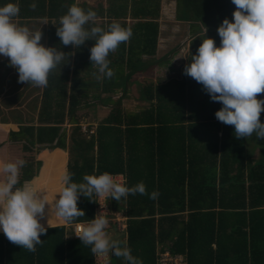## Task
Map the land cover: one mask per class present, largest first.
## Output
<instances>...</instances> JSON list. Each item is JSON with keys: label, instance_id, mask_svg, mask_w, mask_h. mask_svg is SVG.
Masks as SVG:
<instances>
[{"label": "trees", "instance_id": "trees-1", "mask_svg": "<svg viewBox=\"0 0 264 264\" xmlns=\"http://www.w3.org/2000/svg\"><path fill=\"white\" fill-rule=\"evenodd\" d=\"M129 2L109 0L105 11L102 6L76 0H0V7L8 3L19 6L20 13L13 21L21 27L47 20V47L67 54L50 73L40 99L35 100V109L38 103L42 105L37 117L15 113L22 94L16 98L7 96L6 89L0 93L6 97L5 108L0 101V159L25 161L18 187L37 176L42 161L36 154L51 158L55 151L68 152L65 172L72 174L75 183H82L85 175L105 172L123 177L128 187L143 182L146 195L137 193L119 200L108 197V212L103 214L110 222L124 218L122 234L127 236L119 245L130 248L142 264H160L166 252L172 258L182 256L185 264H264V139L255 134L237 139L233 126L216 119L222 104L211 101L203 86L186 76L184 69L180 78L144 86L141 99L149 103L146 110L126 111L123 97L129 85L138 84L133 76L153 65H145L142 56L157 54L160 36V0H133L132 24L125 21ZM73 5L95 11L96 26L106 29L119 22L131 29L130 40L108 57L112 78L97 80L94 75L97 69L90 63L94 41L80 49L60 44L56 28ZM235 10L231 0H177V19L190 23L195 36L186 64L205 39L204 27L206 38L220 45L217 28L225 18L232 20ZM99 19L105 23L99 24ZM3 62L9 78L18 73L9 59ZM83 71L85 78L81 77ZM92 91L96 98L107 95L99 99L103 105L113 103L119 93L123 99L115 101L94 134L86 136L77 113L83 108L82 99ZM257 98L264 99V94ZM260 120L264 123V112ZM68 121L73 126L70 135L64 127ZM153 192L158 193L155 199L150 198ZM58 194L54 193V201ZM51 197L45 193L48 204ZM99 197L81 196L78 208L85 216L67 224L88 223L101 215ZM45 211L50 213L41 223L61 221L54 211ZM109 224L117 229L115 223ZM70 230L66 225L48 226L35 252L11 243L0 232V264H127L112 255L101 262L100 255L75 239ZM105 230L110 233V227Z\"/></svg>", "mask_w": 264, "mask_h": 264}, {"label": "clouds", "instance_id": "clouds-1", "mask_svg": "<svg viewBox=\"0 0 264 264\" xmlns=\"http://www.w3.org/2000/svg\"><path fill=\"white\" fill-rule=\"evenodd\" d=\"M231 2L236 6L232 20L225 18L217 28L220 45L216 46L214 39L206 38L207 28L204 27L205 39L201 40L196 54L191 55L192 60L186 64L184 74L201 84L211 101L222 104L215 113L216 119L233 126L237 139L253 134L257 139H264V123L260 120L264 99L257 98L259 94H264V0ZM32 7L35 8L36 4L33 3ZM19 13L20 8L15 3L0 7V57L9 59V65L18 72L20 83L45 88L50 73L62 64L67 54L56 47H45L41 43V30L33 33L29 28L15 24L13 20ZM96 20L95 11H85L73 5L60 17L56 35L63 48L71 46L80 49L86 42L94 41L90 48V63L97 69L94 75L97 80L110 79L114 71L109 67L108 57L122 43L128 42L133 33L119 22H113L105 29L96 26ZM24 164L23 160L0 161V232L11 243L35 252L36 246L43 242L41 236L47 233L49 219L47 227L41 221L45 218L46 207L50 205L45 194L33 188L30 182L17 186ZM118 177L108 172L85 175L83 182L78 184L66 171L62 176V190L55 199L54 215L65 223L85 216V212L78 208L81 196H103L102 202L99 197L100 211L103 205V214L106 215L108 197L119 200L137 193L147 194L143 182L128 187L119 183ZM157 196L158 193L153 192L150 198ZM104 215L97 214L84 223L87 225L77 236L82 244L91 246L96 255H112L122 257L127 264H142L131 254L130 248L121 247L106 232L109 221ZM119 220L124 225L122 216ZM73 225L66 226L73 232Z\"/></svg>", "mask_w": 264, "mask_h": 264}, {"label": "rangeland", "instance_id": "rangeland-1", "mask_svg": "<svg viewBox=\"0 0 264 264\" xmlns=\"http://www.w3.org/2000/svg\"><path fill=\"white\" fill-rule=\"evenodd\" d=\"M77 3H87L90 6H102L106 11L109 7V0H76ZM133 0L129 2V14L127 16L128 24H132L133 21L130 19V14L132 10ZM159 23H160V36L158 42L157 54L154 57L142 56V60L146 64H153L144 69L143 73H138L133 76V80L138 81V84H132L128 87L127 95L122 96L121 93L113 97V101H118L123 99V107L128 113H140L149 107V103L144 102L141 99L142 89L145 85L150 83H167L170 79L180 78L183 69L186 66L188 55L190 53V43L194 39L193 33H191L190 23H185L178 21L177 19V0H160V13H159ZM18 26H21L19 22L13 21ZM99 24L105 23L104 21L98 20ZM48 26L47 20H35L30 21L28 24L22 27L29 28L33 33L41 30L42 40L41 43L47 47V36L46 29ZM165 58L164 63H158V61ZM8 58L0 57V93L6 89L9 91L7 96L20 97L21 94L24 96L20 99V103L16 106L15 113L22 114L26 117L31 115L38 116L42 109V105L38 103L35 109V100L40 99L43 88L33 86L32 84L20 83L18 73H14L12 78H9L5 73L7 72V66L4 65L3 61H7ZM81 77H86V71L81 73ZM31 90V91H29ZM96 93L92 91L88 97L82 99V110L77 113V117L80 120V125L82 127V133L86 136L92 135V131H96V126L100 120L105 119L114 107V102L110 103L108 106H104L98 98H93ZM107 97L105 94H101L100 98ZM123 97V98H122ZM4 99L6 97L1 96L0 101L1 106L5 108ZM93 106V107H87ZM92 108V109H91ZM35 109V110H34ZM96 110L97 112H94ZM89 112V113H88ZM99 112V113H98ZM88 114V115H87ZM98 114V115H96ZM87 115V116H86ZM36 126L38 122L35 121ZM67 128V134L70 135L73 126L69 121L64 125ZM253 147V145H252ZM101 202L103 201V196L100 197ZM48 212L45 211V215ZM50 213V212H49ZM48 213V214H49ZM105 213V209L101 210V215ZM109 223H115L120 231L124 230L123 222L120 224V220L117 222L116 219L110 222L111 219L108 218ZM108 228L112 229L111 225L108 224ZM115 230V229H114ZM116 231V230H115ZM112 233L115 235L114 231ZM110 234V233H109ZM116 234H119L116 231ZM106 259V256H105ZM170 264H181L180 257L167 258ZM185 264V263H184Z\"/></svg>", "mask_w": 264, "mask_h": 264}, {"label": "crops", "instance_id": "crops-1", "mask_svg": "<svg viewBox=\"0 0 264 264\" xmlns=\"http://www.w3.org/2000/svg\"><path fill=\"white\" fill-rule=\"evenodd\" d=\"M92 97L95 98L94 96H92ZM99 99L100 98H98V101H99ZM108 105H104V106H108ZM89 107H93V106H89ZM89 107H87V108H89ZM94 112H97V111L94 110ZM96 115H98V114H96ZM9 126H13L14 128L18 127L16 125H9ZM55 152L56 153L52 152L53 155L51 158L49 156H41V155L38 156V154H36V159L42 161V166H41L37 176H35V179L33 181H30L31 186L33 188L37 189L39 192H42L44 194L48 193V194L52 195V197H51L52 199H50L51 203L49 204L50 206H52L51 211H55V208H54L55 201L53 199L54 193L58 194L62 190V187H63L62 176L65 173L66 165L68 162V152H66V153H64L62 151H55ZM18 155H20V154L18 153ZM0 161L5 162L4 160H1V159H0ZM56 189H57V191H56ZM44 190H45V192H43ZM46 209H47V211H50L49 207H46ZM52 216L54 217V215H52ZM59 225H67V223H65L61 220V221H58L57 223L48 224V226H59ZM45 226H47V224H45ZM116 231H118L119 234H116ZM116 231L114 230V233H115V235H114L115 239L114 240H116L118 243L125 240V239H118L119 237L122 236V231H120L118 228L116 229ZM164 254L170 255L169 252H166ZM164 254H162V255H164ZM100 257H101L100 258L101 262L105 260V256H100ZM108 257L109 256H106V260L108 259ZM178 257L182 258V262L184 264V258L182 256H178Z\"/></svg>", "mask_w": 264, "mask_h": 264}, {"label": "built area", "instance_id": "built-area-1", "mask_svg": "<svg viewBox=\"0 0 264 264\" xmlns=\"http://www.w3.org/2000/svg\"><path fill=\"white\" fill-rule=\"evenodd\" d=\"M117 181L119 183H125V180H124L123 177H118L117 178ZM101 204H103V203H101ZM101 209H105L103 205H101ZM86 225L87 224H84V223H80V224L73 225V236H74L75 239H79L77 236L80 234L82 228L84 226H86ZM169 257H171L169 254L162 255L161 256V263L160 264H170V263H168V259H167ZM181 264H183L182 259H181Z\"/></svg>", "mask_w": 264, "mask_h": 264}, {"label": "water", "instance_id": "water-1", "mask_svg": "<svg viewBox=\"0 0 264 264\" xmlns=\"http://www.w3.org/2000/svg\"><path fill=\"white\" fill-rule=\"evenodd\" d=\"M110 236H111V238L114 240L115 238H114V234L113 233H110L109 234ZM126 234H123L121 237H119L118 239H124V238H126ZM116 241V240H115Z\"/></svg>", "mask_w": 264, "mask_h": 264}]
</instances>
